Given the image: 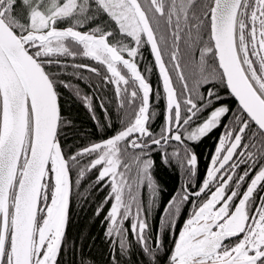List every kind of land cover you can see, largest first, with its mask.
Wrapping results in <instances>:
<instances>
[{"label":"snow or ice","instance_id":"obj_1","mask_svg":"<svg viewBox=\"0 0 264 264\" xmlns=\"http://www.w3.org/2000/svg\"><path fill=\"white\" fill-rule=\"evenodd\" d=\"M102 14L114 28L79 30ZM145 46L163 95L137 62ZM68 58L113 85L123 110L115 135L72 154L61 143L58 92L74 87L60 79ZM81 98L96 119L91 98ZM218 128L206 178L193 185L191 145ZM157 150L186 183L154 233ZM93 170L94 183L108 178L110 187L96 215L111 201L112 264L130 254V236L149 264L161 252L167 264H264V0H0V264H62L73 188Z\"/></svg>","mask_w":264,"mask_h":264},{"label":"trees","instance_id":"obj_2","mask_svg":"<svg viewBox=\"0 0 264 264\" xmlns=\"http://www.w3.org/2000/svg\"><path fill=\"white\" fill-rule=\"evenodd\" d=\"M112 27L114 23L109 20L106 15H99L95 20L89 22L80 31H88L93 27ZM60 28L67 27V24H60ZM118 31V30H117ZM111 39V38H109ZM127 42V40L125 41ZM142 58H137V62L141 71L153 85L154 92L159 90L163 95L162 84L159 79L158 69L155 67L154 58L151 55L150 48L145 46L141 49ZM75 62L82 64H94V62L86 58H78ZM65 63L69 65L66 69L61 70L60 79L73 85V88H66L63 85L58 87L59 103L61 116L65 121L63 132L61 135V143L65 151L72 154L76 150L82 149L85 146L94 142H100L113 135L121 128L120 120L118 119V101L115 98L114 86L104 83V81L95 76L93 73L87 72L85 69H73L70 65L73 63L71 58H68ZM146 68H151V72H146ZM74 72H79L84 79L73 75ZM210 87V85L206 86ZM79 89L82 96H88L92 100L93 111L96 119H93V112H90L84 100L75 94V90ZM224 94V100L235 107V101ZM101 103L107 109V114L100 107ZM208 113L205 112L206 116ZM105 125L103 129L98 127V123ZM111 122L112 127H107ZM157 120L154 127H157ZM158 130V127H157ZM222 133V129L214 130L209 136L204 137L199 143L191 145L192 150L198 156V176L193 181L194 184L201 183L205 176V170L209 164V160L214 153L218 138ZM171 151V149H169ZM155 166L152 169V175L159 187L158 206L152 210L148 217L149 223L152 225L153 232H157L159 228V219L162 215L163 208L176 195L179 194L181 188L186 183V178L181 169L175 164L168 166L161 160V153L157 150L153 152ZM98 173L93 170L88 176L81 181L79 188H73L72 201L69 210V223L65 233V243L62 249V264H112L111 257L114 248L110 245L105 233L107 222L105 220L106 213L110 208L111 201L107 205H103V211L100 215H96L97 209L101 207L102 201L108 195L110 187L105 185L108 178L95 184ZM73 180H75V172H73ZM192 191L195 190V187ZM147 192L143 194V201L147 207ZM187 208V207H186ZM187 212L182 214L177 221V232L183 226V221L188 217ZM174 236L166 237V247L171 248V241ZM132 241L130 254L120 257L121 264H149L148 257L136 245L134 238ZM157 264H167L166 253L161 252L158 255Z\"/></svg>","mask_w":264,"mask_h":264},{"label":"flooded vegetation","instance_id":"obj_3","mask_svg":"<svg viewBox=\"0 0 264 264\" xmlns=\"http://www.w3.org/2000/svg\"><path fill=\"white\" fill-rule=\"evenodd\" d=\"M218 145V143L216 144V146ZM216 148V147H215ZM214 152H215V150H214ZM214 154V153H213ZM211 159V158H210ZM209 165H210V160H209V164L207 165V168L209 167ZM207 168H206V170H205V176H204V178H206V172H207ZM203 178V179H204ZM203 181V180H202ZM201 181V182H202ZM195 185V184H194ZM192 189H193V187H192ZM196 190V189H195ZM194 190V191H195ZM193 199H196V198H193ZM186 207H187V209H188V215H190V213H191V205L189 204V205H186ZM188 217V216H187ZM182 228V227H181Z\"/></svg>","mask_w":264,"mask_h":264},{"label":"water","instance_id":"obj_4","mask_svg":"<svg viewBox=\"0 0 264 264\" xmlns=\"http://www.w3.org/2000/svg\"><path fill=\"white\" fill-rule=\"evenodd\" d=\"M233 100H234V98H233ZM210 166V165H209ZM207 173V172H206Z\"/></svg>","mask_w":264,"mask_h":264}]
</instances>
